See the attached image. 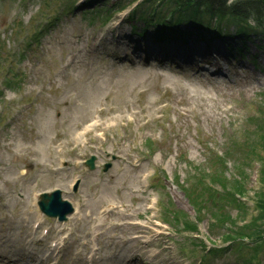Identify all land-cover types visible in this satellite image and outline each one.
Returning <instances> with one entry per match:
<instances>
[{"label":"rangeland","instance_id":"obj_1","mask_svg":"<svg viewBox=\"0 0 264 264\" xmlns=\"http://www.w3.org/2000/svg\"><path fill=\"white\" fill-rule=\"evenodd\" d=\"M129 1L0 0V264L46 248L55 188L80 211L42 216L66 264H264L231 225L263 223L264 35L155 44Z\"/></svg>","mask_w":264,"mask_h":264},{"label":"trees","instance_id":"obj_2","mask_svg":"<svg viewBox=\"0 0 264 264\" xmlns=\"http://www.w3.org/2000/svg\"><path fill=\"white\" fill-rule=\"evenodd\" d=\"M129 20L142 22L141 34L147 28H153L152 34L159 42L191 33H197L201 38H206L208 33L222 37L229 35V27L235 29L234 34L246 38L250 34L264 35V0H144L133 10ZM219 160L222 161V158L219 157ZM259 176L263 190L258 207L262 211L260 218L263 223L253 225L252 234L248 233L249 228L245 224H231L233 239L238 236L236 239L249 240L256 251L264 250V164L259 168ZM241 178L243 176L239 180ZM224 180L219 175L214 181L226 187L228 185ZM239 180H234L230 184L231 190L228 189L224 194H244L245 189ZM233 200L238 199L233 196ZM226 218L231 222L233 220L228 216ZM185 228L193 230L194 225L187 222Z\"/></svg>","mask_w":264,"mask_h":264},{"label":"water","instance_id":"obj_3","mask_svg":"<svg viewBox=\"0 0 264 264\" xmlns=\"http://www.w3.org/2000/svg\"><path fill=\"white\" fill-rule=\"evenodd\" d=\"M93 157L86 161V164L89 168H93ZM60 191H55L54 193L48 195L43 194L39 202L40 207L43 211H46L48 214H58L60 219L65 218L66 213L71 211L70 206L66 202H63L59 198Z\"/></svg>","mask_w":264,"mask_h":264},{"label":"bare ground","instance_id":"obj_4","mask_svg":"<svg viewBox=\"0 0 264 264\" xmlns=\"http://www.w3.org/2000/svg\"><path fill=\"white\" fill-rule=\"evenodd\" d=\"M71 203H72V202H71ZM72 205H73V208H74L75 212L79 213L80 211H77L75 205H74L73 203H72ZM110 205H111V203H109V205H106V206H105V208H106L105 211H107L108 208H110ZM109 212H110V211H109ZM109 212H108V213H109ZM101 216H102V215H101ZM101 219H102V217H101Z\"/></svg>","mask_w":264,"mask_h":264}]
</instances>
